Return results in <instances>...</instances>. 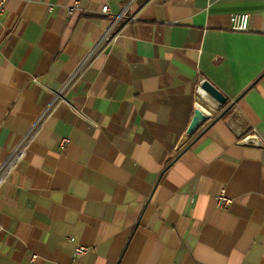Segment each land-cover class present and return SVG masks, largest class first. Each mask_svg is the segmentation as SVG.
<instances>
[{"label":"crops","instance_id":"0c3cea01","mask_svg":"<svg viewBox=\"0 0 264 264\" xmlns=\"http://www.w3.org/2000/svg\"><path fill=\"white\" fill-rule=\"evenodd\" d=\"M263 25L264 0H7L0 264H264Z\"/></svg>","mask_w":264,"mask_h":264},{"label":"built area","instance_id":"2783aa9c","mask_svg":"<svg viewBox=\"0 0 264 264\" xmlns=\"http://www.w3.org/2000/svg\"><path fill=\"white\" fill-rule=\"evenodd\" d=\"M6 3H7V0H0V11L1 12L5 9ZM72 11H73V8L69 10V12H72ZM102 12L103 14L113 17L110 14L109 8L107 6L103 7ZM250 17L251 16L249 13H237V14L230 15L229 17L230 31L238 32V33L247 32L249 30ZM262 32L264 33V25H263ZM65 142L66 141H63V145L65 144ZM241 144L257 145L258 144L257 137L253 133L246 135L241 139ZM25 152H26L25 146H20L16 148L15 151L12 153L9 161L3 167L0 168V186L5 181L10 171H12V169H14L15 166L24 158ZM216 201H217V207L220 209H227L231 204V200L226 196V193L224 190H222L219 193V195H217ZM70 241L72 243H75L74 239H70ZM87 251H88V248L75 244V249H74L75 256L77 257L82 256Z\"/></svg>","mask_w":264,"mask_h":264},{"label":"water","instance_id":"95a60500","mask_svg":"<svg viewBox=\"0 0 264 264\" xmlns=\"http://www.w3.org/2000/svg\"><path fill=\"white\" fill-rule=\"evenodd\" d=\"M200 89L217 101L220 105H225L227 103L225 95L215 88L209 81H203L200 85ZM206 121V118L200 110L195 111V116L187 129V135L192 137Z\"/></svg>","mask_w":264,"mask_h":264},{"label":"trees","instance_id":"16d2710c","mask_svg":"<svg viewBox=\"0 0 264 264\" xmlns=\"http://www.w3.org/2000/svg\"><path fill=\"white\" fill-rule=\"evenodd\" d=\"M231 110H229L225 115H228L230 113Z\"/></svg>","mask_w":264,"mask_h":264}]
</instances>
